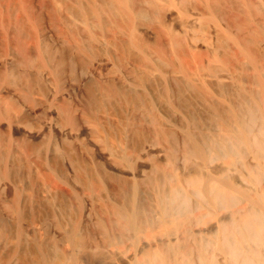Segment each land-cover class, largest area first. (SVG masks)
<instances>
[{
	"label": "bare ground",
	"instance_id": "obj_1",
	"mask_svg": "<svg viewBox=\"0 0 264 264\" xmlns=\"http://www.w3.org/2000/svg\"><path fill=\"white\" fill-rule=\"evenodd\" d=\"M0 264H264V0H0Z\"/></svg>",
	"mask_w": 264,
	"mask_h": 264
}]
</instances>
